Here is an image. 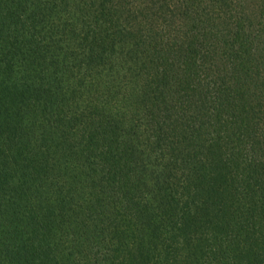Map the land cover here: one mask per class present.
<instances>
[{"label":"trees","instance_id":"trees-1","mask_svg":"<svg viewBox=\"0 0 264 264\" xmlns=\"http://www.w3.org/2000/svg\"><path fill=\"white\" fill-rule=\"evenodd\" d=\"M0 264H264V0H0Z\"/></svg>","mask_w":264,"mask_h":264}]
</instances>
